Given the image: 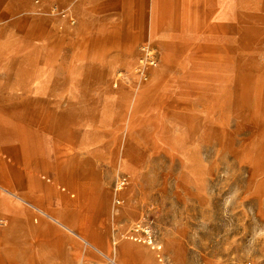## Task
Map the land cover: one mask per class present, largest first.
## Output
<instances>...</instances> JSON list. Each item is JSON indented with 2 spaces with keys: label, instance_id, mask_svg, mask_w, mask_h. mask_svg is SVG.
<instances>
[{
  "label": "crops",
  "instance_id": "obj_1",
  "mask_svg": "<svg viewBox=\"0 0 264 264\" xmlns=\"http://www.w3.org/2000/svg\"><path fill=\"white\" fill-rule=\"evenodd\" d=\"M247 8L250 17L264 1L0 0V249H76L72 264H102L99 253L114 264H167L170 242L149 245L128 223L111 245L116 217L136 215L133 181L118 191L126 204L112 202L116 170L136 179L141 163L129 120L159 84L138 92L132 66L152 44L161 63L153 74L175 71L195 45L236 31Z\"/></svg>",
  "mask_w": 264,
  "mask_h": 264
},
{
  "label": "rangeland",
  "instance_id": "obj_2",
  "mask_svg": "<svg viewBox=\"0 0 264 264\" xmlns=\"http://www.w3.org/2000/svg\"><path fill=\"white\" fill-rule=\"evenodd\" d=\"M244 13L236 31L195 45V55L177 57L176 70L168 74H153L156 66L142 71L147 44L142 45L132 86L139 92L159 84L145 93L142 116L129 120V144L141 163L136 179L116 170L112 202L117 208L126 204L115 202L122 198L116 181L126 174L125 186L133 181L136 215L116 217L111 245L121 224L128 223L149 245L164 248L170 242L162 251L167 264L175 254L181 264H264V11ZM182 60L188 61L187 70L178 66ZM100 219L93 216V222ZM60 250L65 263L56 258ZM0 251L4 264H34L46 256L48 264H72L66 258L76 255V249L60 248L12 257L9 249ZM99 254L102 264H114Z\"/></svg>",
  "mask_w": 264,
  "mask_h": 264
},
{
  "label": "built area",
  "instance_id": "obj_3",
  "mask_svg": "<svg viewBox=\"0 0 264 264\" xmlns=\"http://www.w3.org/2000/svg\"><path fill=\"white\" fill-rule=\"evenodd\" d=\"M143 51H144V54L141 57V69L143 72H146V69L148 67L157 65L158 53L153 51V49L149 46V44H147L146 46H143ZM127 180L128 178L126 174L120 175L116 181V187H118L119 189L124 187L127 184ZM116 202L120 203L121 199L118 197L116 199ZM6 224H7L6 218L0 216V226H4ZM144 232L146 234H150L151 233L150 227H145Z\"/></svg>",
  "mask_w": 264,
  "mask_h": 264
},
{
  "label": "bare ground",
  "instance_id": "obj_4",
  "mask_svg": "<svg viewBox=\"0 0 264 264\" xmlns=\"http://www.w3.org/2000/svg\"><path fill=\"white\" fill-rule=\"evenodd\" d=\"M121 192H123V191H121ZM121 192H120V193H121Z\"/></svg>",
  "mask_w": 264,
  "mask_h": 264
}]
</instances>
